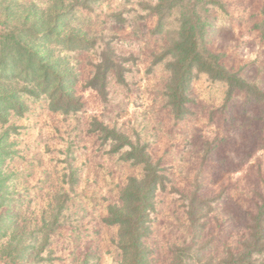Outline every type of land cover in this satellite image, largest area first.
<instances>
[{"label": "rangeland", "instance_id": "1", "mask_svg": "<svg viewBox=\"0 0 264 264\" xmlns=\"http://www.w3.org/2000/svg\"><path fill=\"white\" fill-rule=\"evenodd\" d=\"M62 1L73 7L67 23L98 43L91 50L61 52L77 72L76 92L84 106L62 114L50 110L46 99H27L25 114L0 126L9 129L0 206L8 236L0 239V248L13 234L31 238L49 232L45 260L37 264H117V226L104 218L129 178L144 171L126 158L128 146L115 148L100 131L104 123L144 146L167 176L165 188L156 192L152 232L145 239L152 251L149 264H169L176 245H192L213 262L229 249L241 250L264 197V107L242 92L228 100L223 83L199 74L188 90L189 110L177 119L165 94L167 59L159 61L169 34L155 32L157 17L149 9L157 0H90L87 8H78L82 0H0V21L32 5L62 10ZM221 1L208 44L223 54L230 70L264 89V38L258 28L264 0ZM107 43L123 59L125 73L123 81L109 75L102 97L87 82ZM195 192L211 208L193 233L187 211Z\"/></svg>", "mask_w": 264, "mask_h": 264}, {"label": "trees", "instance_id": "2", "mask_svg": "<svg viewBox=\"0 0 264 264\" xmlns=\"http://www.w3.org/2000/svg\"><path fill=\"white\" fill-rule=\"evenodd\" d=\"M82 0L78 8H87ZM16 5V4H15ZM62 10L39 8L32 5L29 11L3 13L0 21V126L9 123L11 116H23L28 110L27 99H46L50 110L62 114L76 113L84 104L76 92L78 75L64 51L91 50L97 39L70 26L67 21L74 16L73 7ZM223 7L221 0H157L150 6V13L157 17L156 33H168V44L159 54V61L167 59L165 68L169 73L166 92L168 104L177 119L188 112L191 101L188 94L193 78L199 74L221 82L226 87L227 99L236 93L245 94L248 101L264 107V89L244 78L240 72L230 70L223 62L221 52L208 44V31L213 11ZM7 10V8H6ZM263 18L258 24L264 38ZM169 29V30H166ZM124 61L107 43L99 53L95 71L87 82L104 97L109 75L124 79ZM100 126V131L115 144L117 149L128 146L126 158L142 165L143 175L132 176L121 189L119 201L108 207L104 221L117 226V248L120 259L117 264H149L152 251L145 239L152 232L153 214L156 211V192L165 188L167 176L159 162H154L140 143L113 127ZM9 129L0 131V206L4 204L5 180L3 165L8 154ZM209 199L197 192L189 198L188 216L196 233L200 221L211 208ZM61 204L58 206V211ZM57 219L52 220L54 226ZM0 218V231L8 224ZM47 223L43 222L42 228ZM55 227V226H54ZM21 234L10 236L0 248L2 264H37L50 242L49 232L41 237ZM5 233L0 239L6 238ZM192 245H176L169 264H264V197L251 215L249 234L241 250H227L217 262L205 259L200 251H192ZM82 264H89L87 260Z\"/></svg>", "mask_w": 264, "mask_h": 264}]
</instances>
